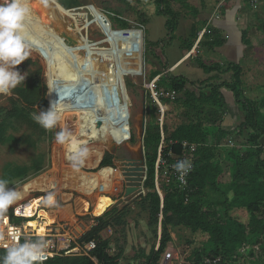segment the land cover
<instances>
[{
  "label": "rangeland",
  "instance_id": "rangeland-1",
  "mask_svg": "<svg viewBox=\"0 0 264 264\" xmlns=\"http://www.w3.org/2000/svg\"><path fill=\"white\" fill-rule=\"evenodd\" d=\"M61 1L67 3L66 10L61 8L63 6L60 0H27L30 16L25 22L26 26L37 23L48 33L56 31L54 28H58V31L68 35L74 41H78L85 51V60L80 66L91 68L88 78L90 82L93 80L92 86L102 90L101 87L95 85V82L104 78L108 87H111L110 85L114 87L103 90L104 101L97 106L92 114L86 112V117H82L80 114L82 113V106L79 104L82 102L83 94L76 95V106L73 107L67 103V97L70 94L69 92L66 93L63 102L58 101V107L61 109L59 121L52 129L44 128V133H41L42 131L37 129L29 119L19 118L12 122V132H10L12 138L0 145V179L13 182L12 185L7 186L9 189L15 188L20 193H26L8 209H12L16 203H28L34 199L42 198L40 201L41 210L50 212L53 215L52 220L56 219L59 224L66 225L65 228L72 229L76 232L77 238H81L91 229L92 218L113 208L112 205L118 200H123L117 206L122 210L121 221L119 224L111 226L110 229L103 230L97 238L98 243L103 241L106 243V252L109 256L121 253L117 264H148L147 255L157 243V235L159 236L163 228L160 221L162 217L158 218L157 223H152L147 205L143 200L147 192L144 187L141 196L133 199L131 197L125 198L126 181L117 160L123 158L139 160V132L143 114L145 125L148 121L154 120L162 126L165 123V109L171 110L170 118L166 122L169 132L177 124L185 122L182 112L175 109L178 101L177 96L169 86L164 85L158 90L159 96L168 101L163 105L159 102L157 94L156 100L154 99L150 92L148 80L156 72L161 73L160 80L168 75H180L193 84V86H188L191 90L198 92L201 89L203 92L209 93L205 85H200L198 82L215 73L204 74L197 67V62L212 64L214 60L223 61L221 66L225 67L229 63V59L232 62L236 61L235 56L229 54L228 58L223 57L221 59V53L209 52L210 50L205 45L216 35L226 40V36L220 31L219 34L213 32L216 30L213 26L219 19L215 10L212 14L208 0H186L189 5L196 9V17L182 6L181 0H167V4L160 7L154 3V0ZM4 2L5 0H0V4ZM249 5L250 2L247 6ZM167 8L172 12L171 17L166 14ZM249 8L247 9L248 12L250 11ZM114 10L119 12V16L130 26L135 28L119 30L118 25L112 19L115 17ZM66 11L70 15L73 12L79 16L77 17L78 23L87 22L91 28L90 33L97 37L96 39H110L113 42L114 50L92 48L82 43L77 29L72 28L66 22V20L71 21L70 17L66 16ZM209 14H212L207 20L209 25L204 26L205 19L208 18ZM240 20L244 27L246 24L245 17L238 15L237 21ZM194 31H196L195 39L199 37L200 33H203L197 49H193ZM249 32H252V28L249 29ZM262 32L264 37V30ZM249 35L243 36L241 40L245 46H243L244 51L237 52V54L242 55L240 56L242 64L251 61L250 47H252V43ZM139 37H141V44ZM190 43L192 44L190 45ZM253 43L259 44L260 42L253 41ZM27 45L28 58L32 62H36V65L21 63L15 66L14 70L18 71L19 66L23 67L21 75L26 78L28 70L32 72L37 67L41 69V84L38 93L40 101L35 107L27 109L33 119L34 115H38L41 111H47L50 107L48 101L49 80L52 81L53 78L48 76L46 72L45 59L30 44ZM187 52H191L188 59H186L188 56L184 58ZM88 54H92L93 59ZM254 59L255 57H252V60ZM178 61L183 63L179 67H173ZM80 66L78 68H81ZM103 71L110 74L105 75ZM256 71H259L260 76L263 77L253 76L252 73L254 74ZM230 75V72L218 74V79L212 83L229 82ZM242 76L244 96L254 100L260 99L264 94V89L257 88L256 85L264 83V63L260 64L256 70L245 67ZM154 85L153 87H155ZM115 88L122 91V98L119 96L117 98ZM154 92L156 93L155 90ZM221 92L226 103L228 102L231 107H234L231 93L224 88ZM7 97V93H0V105L8 106ZM157 101L161 104L163 112ZM100 107L101 109H99ZM237 118L234 119L233 114L224 112L221 115V127L225 130L236 127L242 116L241 119ZM34 122L36 121L34 120ZM213 130L211 129V132ZM62 131L71 133V137L75 138L81 147L88 149L89 155L75 167L73 166L74 162L68 158L71 155L68 151L70 141L64 144L56 141L57 133ZM246 139L247 131H244L239 136V148L242 152H247L251 148L246 143ZM229 146L232 147L233 144L229 142ZM183 150L181 157L169 153L170 159L174 160L173 163L161 160L158 155L156 173L163 177L165 182H167L166 178L176 171L177 161L192 164V150ZM90 151L95 156L92 157ZM226 153V149H219L217 157L213 160L222 169V173L215 180L220 191L234 182L235 165L227 159ZM105 154L109 155L108 160L111 165L99 168V163ZM36 160L46 162L41 171L23 179L17 177L18 169L32 168ZM104 173L107 174L104 175ZM109 173L112 174V181L109 180ZM35 182L38 184L32 189ZM180 184L182 183L180 182ZM156 188L162 197V184L156 185ZM49 193H54L56 202L54 206H48L42 202ZM220 194L217 190H210L208 197L211 201H216L220 199ZM102 196L107 197L110 204L104 212L95 215L96 209L93 206L97 198ZM85 203L87 204L86 207ZM219 210H222L221 207ZM228 215L237 219L244 226H248L250 215L245 209H232ZM255 215L259 220L264 221V203L260 205ZM164 222L168 223L167 220ZM166 229L170 234V240L163 248L159 263L162 255L170 251L173 253L174 260L177 259L178 255L183 264L184 257L190 254L192 249L208 243L207 236L199 232L192 234L188 230L175 229L170 224L166 225ZM235 260V264H264V240L259 243L244 245L240 253L235 256Z\"/></svg>",
  "mask_w": 264,
  "mask_h": 264
},
{
  "label": "trees",
  "instance_id": "trees-1",
  "mask_svg": "<svg viewBox=\"0 0 264 264\" xmlns=\"http://www.w3.org/2000/svg\"><path fill=\"white\" fill-rule=\"evenodd\" d=\"M244 1L250 2V0ZM60 2L63 6L60 7L66 10L67 3L61 0ZM154 3L160 7L167 4V0H154ZM181 3L194 17L197 16V11L186 0H181ZM113 14L115 15L112 18L113 22L118 25L119 30L130 28V25L119 16V12L114 10ZM166 14L171 17V10H166ZM67 15L74 20L79 39L86 46L114 50L110 39H96L97 37L90 33L91 28L87 22L78 23L79 16L73 12ZM213 32L220 33L217 30ZM193 35L192 43L195 41L196 31ZM139 41L141 44V37ZM224 43L225 40L216 35L205 45L208 50L213 51ZM188 58L190 56L186 59ZM22 63L36 65V62H32L29 58ZM197 67L206 75L215 73L198 82L200 85H205L209 93L201 89L198 92L191 90L188 86L193 84L180 75H168L160 80L161 73L156 72L148 80L150 84L151 80L159 76L154 90L159 102L163 105L168 101L159 96L158 90L164 85L169 86L177 96L175 109H179L185 118V122L177 124L169 132L166 122L170 118L171 110L165 109V123L162 126L154 120L148 121L145 125L143 146L147 171L144 188L147 192L143 200L147 205L152 223H157L159 217L163 220V222L160 220L163 228L159 236L157 235V243L147 255L148 264L159 263L163 248L170 240V234L166 229L168 224L175 229L188 230L192 234L199 232L207 236L206 245L194 248L188 254L186 261L189 264H204L206 259L218 260V264H235V256L240 253L244 245L264 240V221L259 220L255 215L260 205L264 203V143H261L264 135V94L260 99L255 100L244 96L242 68L237 64L228 63L222 67L219 63L205 64L199 61ZM22 69L23 67H18L20 74ZM228 72L231 73L229 82L212 83L218 79V74ZM40 84L41 69L37 67L32 72L28 70L24 81L11 89L10 94L7 93L8 106L0 105V145L12 138L10 133L12 122L19 118L29 119L37 129L42 131L41 133H44V128L34 122L27 110L39 103ZM261 87L264 89V84ZM223 88L231 93L234 104L242 115L237 126L230 130L221 127V115L228 109L221 92ZM211 129L214 130L211 132ZM244 131H247L246 143L251 147L247 152H242L239 148V136ZM229 142L233 144L232 147L229 146ZM182 143L193 145L191 154L193 161L189 173L185 176V183L180 184L176 178L181 169H176L165 182L164 178L156 173L157 157L159 155L161 160L173 163L174 160L170 159L169 153L181 157L184 152ZM219 149H226L227 159L235 165L234 182L225 186L223 191H220L215 184V180L222 173L221 167L213 161ZM108 158L109 155L105 154L99 163V168L111 165ZM45 163L44 160H36L32 168L18 169L17 177L23 179L39 172ZM178 163L177 161L176 165ZM7 181L8 186L13 184L10 180ZM158 184H162V197L156 188ZM210 190L219 191L220 199L211 201L208 197ZM219 207L222 210H219ZM232 209L248 211L250 216L247 227L228 215ZM121 214V209L113 207L102 215L92 218L95 225L81 237L83 241L91 239L96 241V247L90 257L55 256L41 264H117L121 253L109 256L106 252V243L104 241L98 243L97 238L103 230L119 224L122 219ZM4 215L20 223V220L13 218L12 209H8ZM5 254L0 251L1 259Z\"/></svg>",
  "mask_w": 264,
  "mask_h": 264
},
{
  "label": "clouds",
  "instance_id": "clouds-1",
  "mask_svg": "<svg viewBox=\"0 0 264 264\" xmlns=\"http://www.w3.org/2000/svg\"><path fill=\"white\" fill-rule=\"evenodd\" d=\"M29 16L27 0H5L0 4V93L10 94L11 89L24 81V76L14 68L28 58L26 41L29 35L25 22ZM60 111L58 102L54 101L50 103L47 111H41L34 115L33 119L43 128L52 129L60 119ZM56 141L60 144L70 141L68 151L71 155L68 158L74 162V167L82 163L88 155V149L81 147L69 132L57 133ZM175 167L186 172L190 164L179 162ZM8 183L7 180L0 179V216L7 212L9 206L22 198V194L15 188L7 187ZM42 202L54 206L56 203L54 193H49ZM45 247L46 244L42 240L17 243L7 248L6 254L0 259V264H38L44 259Z\"/></svg>",
  "mask_w": 264,
  "mask_h": 264
},
{
  "label": "bare ground",
  "instance_id": "bare-ground-1",
  "mask_svg": "<svg viewBox=\"0 0 264 264\" xmlns=\"http://www.w3.org/2000/svg\"><path fill=\"white\" fill-rule=\"evenodd\" d=\"M61 22L63 23V21ZM66 22L72 28H76L73 19H71L70 22L66 20ZM27 31H28L29 39L26 41V43L30 44L34 49H36L40 53V55L45 59L46 72L48 76L53 78L52 81L49 80L50 92L48 95L49 99L47 98L49 103L56 101V95L62 97L63 95H66V93L69 92L70 95L69 97H67L68 99L67 103L71 104L74 107L76 106L77 98L76 96L73 95V91L76 90L77 88H81L80 93L83 94V99L81 104H79V106H82L81 108L82 113L80 114L82 115V117L83 116L86 117V112L92 114L96 110L97 106L104 101V98L102 97L103 90L106 88L112 89L114 86L110 85L111 87H108L104 82L105 81L104 78H102V80H96L95 82V85L101 87L102 90L92 86L91 82L93 80H91L90 82L88 78V74H90L91 68L86 66L85 67L80 66L82 63H84L85 51L80 45V43H78V41H75L76 42L75 45L68 47L64 43V39L60 37V31L57 30L48 33L44 30V28L41 25L37 23L29 24L27 26ZM78 50H81L83 53V58L81 59L77 55ZM188 54L189 53L187 52L184 55V58H186ZM91 55L92 54H88V56L93 59ZM78 66H80L81 68H78ZM103 72L105 73V75L110 74L106 71ZM57 80L61 81V85L57 86L55 84V81ZM116 93H117V98L118 96L119 98H122L121 90L117 88ZM63 98L59 99L58 101L63 102ZM99 109H101V107ZM90 153L92 157L95 156L91 151ZM106 174L107 173H104V175ZM109 180L112 181L111 173H109ZM34 184L35 186L34 187L32 186V189L35 188L37 186L36 184L38 183L35 182ZM25 193L26 192H23L21 194L24 196ZM34 200L35 201H33L34 202L33 205H37V203L40 202L42 198H37ZM109 204H110V200L107 197L102 196L97 198V201L93 206L96 209L94 214L95 215L101 214L106 210ZM84 205L85 207L87 206L86 203ZM38 217L40 218V221L37 222L29 221V226L33 227L34 229H37L38 234H42L44 230V226H46L44 223L49 224L53 222L52 220L53 215H51L50 212L48 213L45 212V210L44 211L40 210Z\"/></svg>",
  "mask_w": 264,
  "mask_h": 264
},
{
  "label": "built area",
  "instance_id": "built-area-1",
  "mask_svg": "<svg viewBox=\"0 0 264 264\" xmlns=\"http://www.w3.org/2000/svg\"><path fill=\"white\" fill-rule=\"evenodd\" d=\"M202 35L203 33H200L198 43ZM151 94L156 100V93L153 92ZM182 146L187 151L193 150L192 144L188 145L187 143H182ZM190 168L186 172L181 170L176 175V178L182 184L185 183V176L189 173ZM33 201L35 200L29 201L28 203H16L13 206L12 216L15 220H20V223H16L14 220H11V218L7 215L0 216V251L6 253L8 247L17 243L23 244L25 241L35 242L42 240L46 244V247L43 249L44 259L38 262L40 264L55 256L90 257L91 252L96 247L95 239L83 241L81 238H77L76 232L70 228H65L66 225L59 224L56 222V219L49 224L44 223L46 226H44L42 234H38L37 229L29 226V221H40L38 215L42 209L40 202H38L37 205H33ZM93 225H95V222L92 219L91 227ZM187 256L184 257L183 264H189L186 261ZM179 259L180 257L177 255V259L174 260L173 253L168 251L162 255L161 262L159 264H182V261ZM204 264H218V260L206 259Z\"/></svg>",
  "mask_w": 264,
  "mask_h": 264
},
{
  "label": "crops",
  "instance_id": "crops-1",
  "mask_svg": "<svg viewBox=\"0 0 264 264\" xmlns=\"http://www.w3.org/2000/svg\"><path fill=\"white\" fill-rule=\"evenodd\" d=\"M208 2L211 5L209 8L211 9L212 14H213V11L215 10L216 14L218 15V19H219L218 22H215L216 24L213 26L214 29H216L217 31H220L223 35L226 36L224 45L217 47L213 51H209V52H214V54L221 53L222 55L220 56L221 59L223 57L228 58L229 54L230 55L234 54L236 61L232 62L230 61V59L228 61L229 63L239 65L242 68V73L245 67H250L251 69L256 70V68L259 67L260 64L264 63V37L262 34L263 33L262 30L264 29V0H250L249 6H247L248 2H245L244 0H227V1L225 0V2L224 0H208ZM248 8L250 9L249 12L247 11ZM212 14H209L208 18L205 19L206 21L204 22V26L209 25L207 23V20ZM238 15H242L245 17L246 24L244 27H243V22H241V20L237 21ZM203 21H200V22H203ZM250 28H252L251 33L249 32ZM246 35H249V39L252 43L251 44L252 47H250L251 61L250 63L245 62V64H242L241 59H240V56L242 55L237 54V52H242L244 44L242 43L241 40H242V37ZM244 40H247V39L244 38ZM253 41L260 42V43L259 44L253 43ZM197 45H198V38L195 39L194 41L193 49H197ZM233 49L234 51H232ZM252 57H255V59L252 60ZM222 62L223 61L221 62L216 61V60L213 61V63H219L220 65H222ZM182 63L178 61V63L174 65L173 67H179V65H181ZM252 75L255 77H260V78L263 77V76H260L259 71L254 72V74L252 73ZM242 79H243V76H242ZM263 84L258 83L256 87L262 88L261 86ZM227 104H228L227 113H229L230 115L233 114L234 119L236 117L241 119L242 115L240 111L238 110V108L236 106L231 107L230 106L231 104H229L228 102ZM261 141H262L261 143H264V135L262 136Z\"/></svg>",
  "mask_w": 264,
  "mask_h": 264
},
{
  "label": "water",
  "instance_id": "water-1",
  "mask_svg": "<svg viewBox=\"0 0 264 264\" xmlns=\"http://www.w3.org/2000/svg\"><path fill=\"white\" fill-rule=\"evenodd\" d=\"M52 3V1H51ZM56 4V3H55ZM70 10V9H68ZM134 27H130V29H133ZM54 30H58V28H54ZM127 30V29H125ZM123 31V30H121ZM60 37L64 39V43L66 46L71 47L76 44V42L71 39L68 35L60 32ZM78 57L81 59L83 58V53L81 50L77 51ZM159 76L155 77L150 85V92L153 93V85L154 83L158 80ZM55 84L61 85V81H55ZM81 92V88H77L76 90L73 91V95L76 96ZM66 97V95H63L62 97L59 95H56V101L59 99ZM154 97V96H153ZM155 99V98H154ZM159 107L161 108L163 112V108L160 103H158ZM144 132H145V119H144V114L142 115V123L140 127V132H139V139H140V144H139V160L135 159H118V163L121 167V170L123 171V175L125 177L126 181V188H125V193L124 196L125 198L131 197V199L136 198L138 196H141L143 194V187H144V179H145V173L147 171L146 167V162H145V155H144V146H143V137H144ZM116 142V141H114ZM158 192V191H157ZM123 202V200H118L116 203L112 205V207H117Z\"/></svg>",
  "mask_w": 264,
  "mask_h": 264
}]
</instances>
